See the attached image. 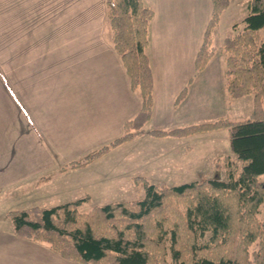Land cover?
Returning a JSON list of instances; mask_svg holds the SVG:
<instances>
[{"label": "crops", "instance_id": "obj_1", "mask_svg": "<svg viewBox=\"0 0 264 264\" xmlns=\"http://www.w3.org/2000/svg\"><path fill=\"white\" fill-rule=\"evenodd\" d=\"M143 1L153 10L146 48L153 107L147 128L133 141L151 129L195 123L200 105L191 98L211 93L207 83L200 86L201 78L224 72L213 68L217 50L203 70L194 67L211 0ZM184 87L185 98L174 105ZM139 106L111 43L105 0H0V264H77L46 242L17 236L8 212L83 197L79 206L101 204L90 189L106 183L113 187L116 181L107 179L120 174L95 168L127 142L84 167L59 169L120 136L123 123ZM197 134L155 137L169 138L172 149L156 162L144 153L148 166L156 164L180 177L178 172L200 164L190 158L189 146L186 151L180 146V140L195 142ZM47 175L49 179L39 181Z\"/></svg>", "mask_w": 264, "mask_h": 264}, {"label": "trees", "instance_id": "obj_2", "mask_svg": "<svg viewBox=\"0 0 264 264\" xmlns=\"http://www.w3.org/2000/svg\"><path fill=\"white\" fill-rule=\"evenodd\" d=\"M229 4L230 0H211L210 18L194 59L197 72L216 51L213 30ZM105 10L111 43L140 106L123 123L120 136L69 161L60 171L84 167L142 134L151 118L153 77L146 48L153 10L143 0H105ZM232 28L218 50L224 53L228 95H253L249 117L219 118L148 133L185 137L226 127L231 151L242 162L237 172L229 170L226 179L172 185L138 177L144 186L142 198L96 205L87 212L78 210L83 199L11 210L8 216L14 233L46 242L77 264H264V218L258 216L264 205V182L259 180L264 174V0H249L243 25L235 23ZM186 94L184 87L174 105ZM49 178L42 176L39 181Z\"/></svg>", "mask_w": 264, "mask_h": 264}, {"label": "rangeland", "instance_id": "obj_3", "mask_svg": "<svg viewBox=\"0 0 264 264\" xmlns=\"http://www.w3.org/2000/svg\"><path fill=\"white\" fill-rule=\"evenodd\" d=\"M248 2L249 0H230L229 7L220 15L219 22L215 26L212 35V46L218 51L215 55L213 65L214 70L219 68L221 70L222 68L224 69V53L218 50V47L222 44L223 38L232 32L233 24L237 23L239 26L243 25V19L248 12ZM262 33L263 32L261 31V34ZM200 81V86H202V82L207 83V86L210 89L208 91H211V93L210 95H207L208 92H201L199 95L191 98L194 103L198 101L197 103L200 105L199 115L197 116L195 123L213 122L219 118L239 120L249 117L253 107V95L247 94L239 98H231L226 90V78L224 72L221 73L218 71V74L207 76L206 79L201 78ZM203 94H206L207 96ZM212 103L215 104L214 107L211 106ZM146 128L147 126L145 125L143 130ZM146 134V136L134 141L131 139L126 141L127 143L123 142L125 144L122 147L120 146L121 144L118 145L120 148L114 150L110 155L106 156L104 161L99 162L100 164L96 166V171L110 168L111 170H114V172L116 171L120 174L117 178L113 177L107 179L109 182L116 181L113 184V187L106 183V186L104 187L90 189L89 194L101 203L97 205H103L118 200H137L142 198L144 196V186L143 182L138 180L140 177L147 180L149 183H165L172 185L192 180L202 181L208 178L226 179L229 170L237 172V170L241 168L242 162L238 160L231 151L229 132L226 127L207 132H200L197 134L196 137L198 138L195 142H191L190 140L189 142L180 140L182 141L180 145L181 149L186 151L188 148L187 146H189L187 150H191V153H188L190 158L193 157L201 162L200 164L194 163L193 165L196 167L191 166L178 172V174H181L180 177L169 175L175 174L176 172L160 171V168L156 166V164H154L152 168L148 166L146 156L144 158V153L149 154L151 159H155L156 162L160 160L161 154L166 153L172 148L169 146V143H171L169 138L158 139L154 136H150L148 132ZM110 141L104 144H107ZM180 141L177 143H180ZM259 180L264 182V174L259 176ZM81 199H84V197ZM1 200L3 202V199ZM14 206L23 208L28 205ZM92 207L93 204L89 201L79 206L78 210L80 212H87ZM0 208H2L0 209V215L3 217V203H1ZM258 216L260 219L264 218V205H261ZM1 226L3 227V223ZM207 236L208 234H206V237ZM254 246L253 248H255ZM167 260L170 261L169 252L167 254Z\"/></svg>", "mask_w": 264, "mask_h": 264}]
</instances>
